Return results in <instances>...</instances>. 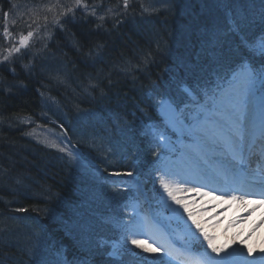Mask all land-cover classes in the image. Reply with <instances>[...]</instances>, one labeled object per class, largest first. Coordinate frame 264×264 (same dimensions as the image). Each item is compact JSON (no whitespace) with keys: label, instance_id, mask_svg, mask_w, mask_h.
<instances>
[{"label":"trees","instance_id":"trees-1","mask_svg":"<svg viewBox=\"0 0 264 264\" xmlns=\"http://www.w3.org/2000/svg\"><path fill=\"white\" fill-rule=\"evenodd\" d=\"M262 15L261 0H0V264H120L106 240L121 193L97 175L149 180L158 100L186 102L184 87L199 96L246 61L264 67ZM29 32L28 54L5 60ZM47 47L60 71L43 52L35 59ZM45 90L61 102L71 146L97 168L34 140Z\"/></svg>","mask_w":264,"mask_h":264},{"label":"rangeland","instance_id":"rangeland-1","mask_svg":"<svg viewBox=\"0 0 264 264\" xmlns=\"http://www.w3.org/2000/svg\"><path fill=\"white\" fill-rule=\"evenodd\" d=\"M21 39V37H20ZM12 45L9 43L8 44V49L7 51V56L8 58L12 57L13 54L15 53L14 51H11ZM9 53H12V55H9ZM47 54L44 55V59L47 64V68H55L53 64H51V60H47ZM237 75H242V72H239ZM234 74L230 77V80H232ZM264 82L261 80L257 79L254 82V85L252 87V90L250 92L249 98H248V103H249V109H250V102L251 103H256L255 105L259 106L261 103L260 98L264 97V88H262ZM48 99L51 100L50 97L45 96L43 100V107L46 109L47 101ZM163 100L160 101L159 103V112L164 118L166 113H168L172 108L169 107L165 102H162ZM170 108V110H169ZM47 110V109H46ZM203 110V109H202ZM200 108L196 110V115L194 118L191 120H185L183 117H181V113H178L176 115L175 120L173 119L168 120V127L176 133V139L175 138H169V136H164L162 137V142L167 144V149L171 151V153L168 154V156L165 157V161L161 167L160 174H159V181H158V188H157V202L162 203V201L167 200L168 205L167 207L161 206V210L157 211V214L159 216V220L162 221L163 224L170 225L171 227L172 224L178 222L180 224V227H174L176 230V240L177 242H181L184 245L190 246L191 239H203V236L200 233V230L196 228V226L192 223V219L189 218L188 212H192L194 214L195 219L199 222L201 228L203 229L204 232H206L208 235L212 237H219L221 236L223 229H224V224L218 225L217 224V218L218 216L221 215V213L225 212L226 210L222 209H216L213 207L212 203L205 199L206 197H203V199L199 198L197 196V188L193 187L190 182H188L186 179L189 178L187 176V173L183 167V164L181 163L182 159L183 161L186 162V159H188L187 156H183V154L190 155L192 159H194L197 163H201V154H196L195 147L198 144V140L200 139L207 148H212L215 146V143L213 140H210L209 142H205L206 137L208 136L212 139H216V135L212 133H224V132H229L226 129L224 131H217L216 129H213L211 125H208L205 123L203 120L206 118L208 115L207 110H203L206 112L205 115H202L201 113L203 112ZM167 117V116H166ZM216 119H220V117L217 115ZM167 122V121H166ZM171 122V123H170ZM188 123V124H186ZM219 127V126H218ZM189 128V129H188ZM222 129L221 127H219ZM188 130L191 132L190 134L188 133ZM35 135L39 136H44L45 139H50L51 137H54L56 144L61 145V140L58 138L57 133L52 129L48 128L47 126L43 125L41 128L35 129ZM191 136H193V139L191 140ZM43 139V138H41ZM43 139V140H45ZM220 147V146H219ZM187 148H193L194 152H189L187 151ZM60 149V147H59ZM165 177V180L170 182L172 181V178L174 177L175 181L170 183L172 187L176 190L174 192L176 198L180 200V204L176 205V202L167 195V193L164 191V189L160 185V177L161 176ZM160 195L162 196H167L165 199H160ZM171 204V205H170ZM176 205L178 210V213L172 209V205ZM187 206L186 209L184 206ZM159 206V205H158ZM173 218V219H172ZM130 222V232L128 233L129 238H133V234L135 233L136 236L135 238L140 239V240H145L147 241V244L153 245V247H161L164 246L163 239L160 238V236L152 235L153 232V216H145L142 217L137 213V207L132 206V219L129 221ZM158 225V224H157ZM155 226V225H154ZM159 227H162V225H158ZM149 230V232H147ZM242 238L244 240H249L250 238L248 236H245L244 233H240ZM157 241V243H153L150 241L149 238ZM250 236V235H249ZM130 239V242H131ZM221 241V240H220ZM216 244V240L214 238L213 241ZM113 243V242H112ZM111 244V251L110 255L113 257H121V249L118 247V245ZM204 245V250L203 253L205 252L207 245L206 242L203 244ZM217 245V244H216ZM220 248H223L222 244L217 245ZM177 250V249H176ZM210 252V249H208ZM146 253V252H143ZM258 257L263 256L262 252L257 253ZM211 255L215 256V253H212ZM220 256H225V250L219 254ZM163 261H165L166 264H181L177 261V259L172 255L171 257L169 256H161ZM137 259V257H135ZM202 264H204L205 259L203 258ZM138 263H141V261H138ZM233 264V263H232Z\"/></svg>","mask_w":264,"mask_h":264},{"label":"snow or ice","instance_id":"snow-or-ice-1","mask_svg":"<svg viewBox=\"0 0 264 264\" xmlns=\"http://www.w3.org/2000/svg\"><path fill=\"white\" fill-rule=\"evenodd\" d=\"M82 0H76V4L79 5ZM261 3H264V0H261ZM124 8L127 9L129 5V0H123ZM95 13H93L94 15ZM7 16V13H5ZM103 20V17H100ZM262 22H264V15L261 17ZM232 30H237V25L233 24ZM5 36L8 35L7 30H5ZM32 32H29L27 36L21 38V45L27 46V41L31 38ZM13 51L19 52L20 49L14 47ZM260 55L264 56V42H261L258 48ZM11 55V53H9ZM5 60L8 59V56L4 57ZM259 79L264 82V67H262L258 72L253 70L250 65H242V75H234L231 81H226L225 84L217 85L215 91L209 90L205 92L207 97V102L205 108L207 109L208 115L206 119L212 123L223 128L230 126V131L228 133L229 144L235 152L237 158H242L246 145V122L249 119V103L248 98L254 82ZM221 117L220 120L216 119V116ZM258 121H259V132L262 138H264V97L261 98V103L258 111ZM52 147H57L54 143L51 144ZM61 152L67 151L65 148L59 149ZM68 155L71 156L72 153L68 151ZM113 175H120V173H113ZM131 175V173H128ZM160 185L177 204H180L174 194V189L169 182L165 180V177L162 175L160 177ZM207 195V193H205ZM234 199L236 197H233ZM186 209V205L184 206ZM19 211H28L27 208L19 209ZM189 218L192 219V223L200 230L203 240L206 242L207 248L203 253V256L206 258L204 264H232V258L237 250H233L232 253H228L225 256H220L219 254L224 251L223 248L218 247L213 241L214 237L208 235L203 231L199 222L195 219L192 212H188ZM136 234H133L131 243L136 247L142 249L144 252L152 253L154 256H169L173 255L172 251L169 248L164 246L161 247H152L147 244V241L140 240L135 238ZM153 243L157 241L153 240ZM210 249V252L208 251ZM215 253L216 255H211ZM239 254L244 256L245 253L243 249L239 250ZM259 262H264V256H260L257 259L248 261L245 259V264H259ZM153 264H156L154 261Z\"/></svg>","mask_w":264,"mask_h":264},{"label":"bare ground","instance_id":"bare-ground-1","mask_svg":"<svg viewBox=\"0 0 264 264\" xmlns=\"http://www.w3.org/2000/svg\"><path fill=\"white\" fill-rule=\"evenodd\" d=\"M29 23V22H27ZM175 30H181L183 29L182 23H174ZM36 26L35 28H37ZM92 30L97 34L101 35L103 34L99 30H97L94 26H92ZM104 35V34H103ZM37 72H40L39 70H36ZM166 116H168L169 119H173L172 111H169L166 113ZM255 120H258L257 114H255ZM257 122V121H254ZM259 128V126H258ZM257 134L256 128L251 129V132L249 136L246 138V142L249 145V142L252 141V137ZM225 140V138H224ZM229 140V139H228ZM216 143L223 146V144L226 143L228 148H225V150L221 151L218 147V149L213 148L214 154L217 152H223L222 153V160L225 163L234 164L231 160L233 159L234 162H236V165L233 166V169L237 172H245L249 174L248 167H244L245 164L241 163L245 160V156L242 158H237L235 152L233 151L232 147L230 146L229 142H225L223 140H216ZM41 144L43 146H48L45 141H42ZM247 145V146H248ZM240 160V161H239ZM221 175L222 173L218 170L216 171V175ZM175 181L174 177L172 178V181L169 183H172ZM168 182V181H167ZM174 189V187H172ZM174 192L176 190L174 189ZM207 193V195H205ZM203 197H206L205 199L209 200L214 206L220 208V207H227V214H223V216L220 215L219 217V223H222L224 217L226 218V225L224 227V233L222 235V241L224 245V249L227 251V253H232L233 250H237L234 254L232 260L237 264H245V259L248 261L254 260L258 258L259 252L263 253L264 256V200L263 199H248L246 196H238V199L235 198L233 200H230L228 198L220 197L215 194H209L206 191H200L199 193ZM228 231V232H227ZM240 233H244L245 236H248L249 240H244ZM250 235V236H249ZM243 249L245 255L241 256L239 254V250ZM261 263V262H259Z\"/></svg>","mask_w":264,"mask_h":264}]
</instances>
